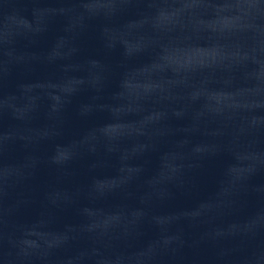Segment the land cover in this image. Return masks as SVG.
I'll return each mask as SVG.
<instances>
[{
    "label": "water",
    "instance_id": "1",
    "mask_svg": "<svg viewBox=\"0 0 264 264\" xmlns=\"http://www.w3.org/2000/svg\"><path fill=\"white\" fill-rule=\"evenodd\" d=\"M264 153V0H0V227Z\"/></svg>",
    "mask_w": 264,
    "mask_h": 264
}]
</instances>
